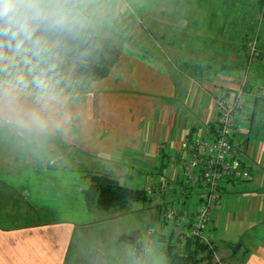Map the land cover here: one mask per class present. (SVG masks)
Instances as JSON below:
<instances>
[{
    "label": "crops",
    "instance_id": "0c3cea01",
    "mask_svg": "<svg viewBox=\"0 0 264 264\" xmlns=\"http://www.w3.org/2000/svg\"><path fill=\"white\" fill-rule=\"evenodd\" d=\"M261 1L212 0V7L203 16L202 7L196 5V0H191L184 44L178 34L175 36L174 29L172 35L167 30L158 32L163 41L171 46L169 51L187 52L180 65H176L167 54L156 56L142 52L127 41H117L112 31L102 30L108 34L104 39L120 50L116 63L106 77L93 81L88 87L66 89L65 121L45 135H33L43 140V144L57 140L58 146L71 149L72 161L79 164L74 172L69 171L67 165L62 170H52L48 166L34 170L46 179L47 184H60L55 185L56 192H52L55 197L61 198L63 210L78 213L81 222L86 212L95 207L88 209L82 195L89 185L90 175L101 174L118 181L119 178H132V170L144 175L147 187L143 190L158 188V195L161 191H168L173 199L182 204L183 200L185 205L197 204L199 196L195 191L184 188L176 158L182 154L183 139L192 134H210L213 131L216 112L208 95L227 91L230 87L228 82L236 85L244 77L249 92L264 91L263 84L247 79L249 73L245 70V63L247 67L250 64L251 67L255 65L264 69V56L259 53L264 50ZM106 2L102 5L111 6L114 3L112 0ZM108 12L104 16L110 14ZM202 17L206 21L200 23ZM251 42H255L253 55L250 53ZM246 49L249 50L247 59L244 57ZM255 55L254 63L250 62ZM71 77L72 74H69L66 79ZM260 80L264 81V77ZM250 119L251 116L238 123L234 139L239 142L237 158L250 171L252 178L257 171L259 187H240V190L244 189L243 193L233 197L226 188L234 182L224 184L212 222L214 229L223 225L228 230L229 221L238 219L237 222L242 225L235 238L252 233L249 238L258 236L263 239L251 240L249 248L242 245L244 242L239 239L238 243L230 242L227 249L219 251L210 238L216 256L224 259L226 264H264V141L253 134ZM112 158L118 159L112 161ZM28 159L37 160L35 151ZM245 160L250 161L249 166ZM98 161H101V166L96 164ZM73 175L78 180L70 179ZM153 179L155 183L151 185ZM48 187L45 185V188ZM192 197H195L194 203H190ZM171 204L177 206L174 201ZM35 209L41 208L35 206ZM261 222L262 228L257 231ZM167 226L158 236L170 237L168 246L180 251L179 246L173 247L180 238H175L172 224ZM82 228L83 224L65 218L16 227L0 225V264H79L80 257L70 255V249L76 230L78 233ZM104 255L98 254V251L90 252L85 264H108L110 255Z\"/></svg>",
    "mask_w": 264,
    "mask_h": 264
},
{
    "label": "rangeland",
    "instance_id": "374dc122",
    "mask_svg": "<svg viewBox=\"0 0 264 264\" xmlns=\"http://www.w3.org/2000/svg\"><path fill=\"white\" fill-rule=\"evenodd\" d=\"M103 2L107 3L106 0H86L81 14L85 24L98 29L99 38H106L105 36L108 34L102 30L108 29L113 32L117 41H127L128 44L134 45L142 52L154 53L156 56L157 54L161 56L167 54L176 65H180L181 59L187 57V52L184 50L169 51L171 46L163 41L158 32L167 30L172 35L174 29L175 36L178 34L182 40L181 43L184 44L187 40V27L189 26L187 16L189 17L191 0H127L126 5L114 2L111 3V6L106 5L107 7L102 5ZM196 5L202 7L201 14L204 16L212 7V0H196ZM106 11H109L110 14L104 16ZM204 21H206L205 17L199 19L200 23ZM121 25L122 28L119 27ZM125 28L127 29L125 30ZM248 51V49L244 50L245 59L249 57ZM259 53L264 56L263 49ZM256 58L257 55L253 56L250 62L254 63ZM73 64L72 61H67L63 73L67 82L66 89L69 90L73 88L68 86L66 76L72 74ZM245 70L247 74L249 73L248 80L250 78L253 79L252 81L256 80L257 83L264 85V81L260 80L264 77L263 68H257L255 65L251 67L250 64L247 67L245 63ZM227 84L230 87L234 85L229 82ZM66 89L65 91H67ZM261 102H264V99H259L253 118V134L257 135L260 134L256 129L264 127V107H261L263 104L260 106ZM56 142L43 144V140L34 138L33 135L22 134L14 128L9 130L8 126L0 125V225L16 227L27 223L49 222L65 218L84 225L81 232L80 229L78 233L76 230L75 238L71 241L70 255H78L80 257L79 264H85L88 261L89 253L93 251H98V254L103 253L104 256L109 254L108 264H169L167 247L171 243V238L158 235L162 229H167L171 225L165 226L159 221L158 210L173 201L177 205L176 207L184 206L182 202L173 199L172 193L168 194V191H161L159 195L155 191L156 195L153 198L157 197L156 199L149 198V200L130 202L121 211L105 212L96 210L94 207L92 211L86 212L80 222V218H78L80 215L76 212L63 210L60 205L61 198L58 199L54 196L53 192H56L54 186H60V184L55 182L49 185L42 175L34 172L36 169H46L47 166L52 170H62L63 166L67 165L68 170L72 172L76 171V167H79L78 163L72 161L71 149H64ZM34 151L37 160L33 162L28 158L33 155ZM117 159L112 158V161ZM245 163L250 165L249 160H245ZM96 164L102 165L101 161ZM90 165L88 164V166ZM252 167L254 168V166ZM130 174L132 175L130 179H118L120 185L132 189L147 187L144 183V175L133 170L130 171ZM71 178L78 180L76 175L70 176ZM259 179V174L256 171L250 182L229 183L226 189L230 191L231 196H239L243 193L241 191H244V189L240 190V187L257 188ZM154 183V179L151 180V185ZM45 185L49 187L45 188ZM153 189L158 188L153 187ZM28 192L31 194L29 195ZM191 201L190 203H194L195 197H192ZM35 206H39L41 209H35ZM92 207L89 206L88 209L91 210ZM237 220L229 221L228 230L227 226L226 229L223 225L214 229L212 225L209 237L213 240L217 250L227 249L228 243H238L239 239L244 242L242 245L246 248L250 247L251 240L255 242L263 239L258 236L249 238L252 233L235 238L237 237L235 234L242 225ZM169 224H172L173 230H175L173 223ZM261 228L262 222L259 223L257 231ZM172 250L175 249H170L169 252ZM217 257L221 264H226L224 259Z\"/></svg>",
    "mask_w": 264,
    "mask_h": 264
},
{
    "label": "clouds",
    "instance_id": "9594fccd",
    "mask_svg": "<svg viewBox=\"0 0 264 264\" xmlns=\"http://www.w3.org/2000/svg\"><path fill=\"white\" fill-rule=\"evenodd\" d=\"M86 0H0V125L45 135L66 119L60 55Z\"/></svg>",
    "mask_w": 264,
    "mask_h": 264
},
{
    "label": "built area",
    "instance_id": "2783aa9c",
    "mask_svg": "<svg viewBox=\"0 0 264 264\" xmlns=\"http://www.w3.org/2000/svg\"><path fill=\"white\" fill-rule=\"evenodd\" d=\"M126 1L113 2L126 5ZM249 46L253 54L255 42L249 43ZM245 82L244 77L227 91L208 95L216 112L213 131L210 134H192L182 141V154L176 158L178 174L184 188L194 190L199 198L194 205L176 207L167 204L158 211L161 223L166 225L171 222L175 226V238H180L173 246L175 248L184 245V238H193L212 250L209 234L221 187L228 182H244L251 178L250 171L237 158L239 142L234 139L238 123L247 120L252 110L253 98L244 91ZM155 191L153 188L146 189V197L153 198ZM214 259L221 264L215 251Z\"/></svg>",
    "mask_w": 264,
    "mask_h": 264
},
{
    "label": "trees",
    "instance_id": "16d2710c",
    "mask_svg": "<svg viewBox=\"0 0 264 264\" xmlns=\"http://www.w3.org/2000/svg\"><path fill=\"white\" fill-rule=\"evenodd\" d=\"M261 7L264 22V0L261 1ZM119 54L120 50L109 40L99 38L97 31L91 25L84 23L75 39L68 42L61 52V72L64 73L66 62L72 61L74 63L73 73L68 80V86L85 88L93 81L106 77L110 68L116 63ZM244 91L253 98L250 112V120L253 124L257 103L259 99H264V91L249 92L246 82ZM260 106L263 108L264 102H261ZM256 130L260 134L256 135V138L264 141V127ZM256 138L254 137L255 140ZM163 167L165 168L166 164ZM82 195L87 207L95 206L98 210L105 212L123 210L129 202L149 200L145 196V190L122 186L116 179L101 174L90 175L89 185L83 190ZM185 203L186 201L183 200V205ZM169 247H167L169 264H218L214 259V247L211 250L193 238H185L184 245L179 248L180 251L169 252L173 249Z\"/></svg>",
    "mask_w": 264,
    "mask_h": 264
}]
</instances>
